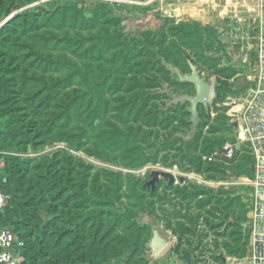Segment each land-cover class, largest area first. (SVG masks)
Returning <instances> with one entry per match:
<instances>
[{"label": "rangeland", "instance_id": "1", "mask_svg": "<svg viewBox=\"0 0 264 264\" xmlns=\"http://www.w3.org/2000/svg\"><path fill=\"white\" fill-rule=\"evenodd\" d=\"M10 6L0 130H19L0 135V157L9 169L28 163L7 170L0 230L27 239L25 264H229L246 254L245 160L201 158L233 140L226 106L249 73L253 0H0V11ZM191 65L212 88L197 125L190 103H174L197 95L180 80ZM152 171L176 183L152 193ZM152 225L168 234L154 259Z\"/></svg>", "mask_w": 264, "mask_h": 264}, {"label": "built area", "instance_id": "2", "mask_svg": "<svg viewBox=\"0 0 264 264\" xmlns=\"http://www.w3.org/2000/svg\"><path fill=\"white\" fill-rule=\"evenodd\" d=\"M247 2V1H245ZM255 17L250 49L246 57L249 67L238 95L227 104V118L233 129V140L201 158L202 162L227 164L245 155L252 161V177L247 179L251 191L250 238L244 257L229 260L230 264H264V0H253L250 10ZM4 162H0V211H4L11 196L7 192L8 177ZM26 243L12 230H0V264H24Z\"/></svg>", "mask_w": 264, "mask_h": 264}, {"label": "water", "instance_id": "3", "mask_svg": "<svg viewBox=\"0 0 264 264\" xmlns=\"http://www.w3.org/2000/svg\"><path fill=\"white\" fill-rule=\"evenodd\" d=\"M192 75L190 77H180L182 82H187L194 85L196 89V97L192 98L190 96H184L182 98L174 99V103H184L188 102L191 104L192 110V123L197 125L199 123L198 117L199 106H203L205 108L208 107L210 97H211V86L206 83L197 72L194 65H191ZM183 177H180V181H183ZM163 180L168 184V186H172L176 183V177L171 172L166 171H152L150 174V181L146 182L145 187L151 189V192L154 193L157 184ZM152 230V238L150 241L149 249L151 251L150 258H156L168 245L167 231L162 230L156 226H150ZM170 235V233H169Z\"/></svg>", "mask_w": 264, "mask_h": 264}, {"label": "trees", "instance_id": "4", "mask_svg": "<svg viewBox=\"0 0 264 264\" xmlns=\"http://www.w3.org/2000/svg\"><path fill=\"white\" fill-rule=\"evenodd\" d=\"M69 8H75V6H74V4H72V6H69ZM17 9V7L16 6H10L9 8H7L5 11H0V21L3 19V18H6V17H8L14 10H16ZM58 9L60 10V11H64V10H67L68 9V1H63L62 2V4L60 5V6H58ZM39 8H37L36 10H34V11H27L25 14H24V16H29V17H31V18H34L35 16H39ZM5 29V28H4ZM6 115H8V113H6ZM5 115V116H6ZM4 117V114H3V111H0V119L1 118H3ZM12 123H15L14 122V120L12 119ZM8 124V123H7ZM11 123H9L8 125H10ZM0 129H1V126H0ZM18 130L19 129H16V128H14V130H12V132H8L7 130H4V131H2V130H0V135L2 136V138L4 137V138H7V136H13V137H15L16 136V133L18 132ZM65 139V138H64ZM67 139H69V138H67ZM3 141H9L8 142V146L9 147H19V145L21 144V142H17L16 140H3ZM15 142V145L13 144ZM224 145V144H223ZM222 146V145H221ZM221 146H219L218 148H220ZM0 149H4V148H2V147H0ZM12 149V148H11ZM214 149H217L216 147H213V148H211L209 151H207L206 153H204V154H208V153H210V152H212ZM15 151H19V149L18 150H15ZM5 159V158H4ZM3 159V157H0V162L1 161H3L5 164V168H4V170H5V174H6V176L8 177V180H9V176H8V173H7V170H9V171H16L17 173H21V171H22V169H26L27 168V166H26V164L28 163V160H21V159H13V161H14V166H13V168L12 169H9V168H7V166L9 167V162H10V160L11 159H9L7 162L5 161ZM239 159H243V160H245V164H246V167L248 168L247 170H248V172H249V177H252V175H253V173H252V169H251V165H252V161H251V159L249 158V157H247V156H245V155H242V156H240L239 157ZM210 166H220V165H218V164H211ZM12 171V172H13ZM29 171V170H28ZM8 185H9V183H8ZM6 190H7V188H6ZM156 191V190H155ZM7 192L9 193V191L7 190ZM155 193V192H154ZM10 194V193H9ZM11 201H12V199H11ZM11 201H10V203H11ZM9 203V204H10ZM9 206V205H8ZM6 210V209H5ZM4 210V211H5ZM4 211H0V214L2 213V212H4ZM149 228H150V226H149ZM150 230H151V228H150ZM15 234H16V232L15 231H13ZM250 233V232H249ZM151 234H152V230H151ZM17 235H19L20 237H21V239H23L24 241H25V243H26V250H25V254H26V261H27V259H28V241H27V239L26 238H24V236L22 235V234H17ZM246 254H243V255H241V257H244ZM240 257V258H241ZM26 261H25V263H26ZM24 263V264H25Z\"/></svg>", "mask_w": 264, "mask_h": 264}]
</instances>
